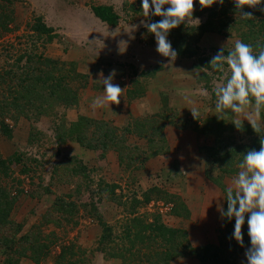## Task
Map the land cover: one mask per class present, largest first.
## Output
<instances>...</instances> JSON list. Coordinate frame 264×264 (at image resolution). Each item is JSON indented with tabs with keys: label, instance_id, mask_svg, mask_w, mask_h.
<instances>
[{
	"label": "rangeland",
	"instance_id": "374dc122",
	"mask_svg": "<svg viewBox=\"0 0 264 264\" xmlns=\"http://www.w3.org/2000/svg\"><path fill=\"white\" fill-rule=\"evenodd\" d=\"M10 1L6 6L4 0H0V7H5V12L11 14L14 20L10 32H0V73L14 66L21 68L26 65L25 58L20 63L16 62L20 56L43 55L61 63L63 70L69 72L67 83L78 90L76 104L71 107L60 105L44 116L36 118L30 115V120L20 117L16 123L4 120L11 130V136L7 138L0 133V154L4 158L13 153L21 157L20 164L12 166V175L5 181L12 196L16 195V189L22 191L11 212L13 223L21 225L16 237L31 233L34 226L40 229L43 236L55 235L50 257L39 263L24 258L19 264H54V256L60 252V246L68 243H73L78 252L85 251L84 258L89 264H123L120 257H106L97 249L101 229L96 221L82 214V211H79L78 226L73 230L69 231L62 224L57 227L52 223L42 225L41 217L52 202L71 193L76 187V179L69 178V171L74 164L72 157L81 160L89 169L87 183L91 184L90 191L82 193V202H88L91 196L93 201H97V184L100 180L117 185L119 188L115 189L114 194L122 196V201L128 205L133 196L141 200L143 193L156 187L164 199H153L147 205L139 206L137 215H143L147 221L157 215L162 224L185 231L191 247L216 245L217 231L223 229V188L231 186L232 179L240 169L237 167L236 173L221 178L219 171L214 168L213 174L219 175L220 181L213 176L206 177L205 158L198 153V148L209 146L212 137L197 136L193 128L195 124L203 126L207 119H218L216 116L219 114L213 111L217 99L216 89L225 82L230 71L226 68L219 76L214 74V70H209L207 83L201 77L203 71L196 65L201 56L211 61L221 49L232 51L239 40L241 26L233 24L224 36L206 33L197 37L190 28L194 30L204 23L206 14L198 16L200 7L194 3L193 19L199 23L186 20L170 31L172 36L169 33L168 40L172 43L174 38L183 35L187 46L189 44L193 49L197 47L198 53L192 58L177 55L175 61L169 62L156 52L155 38L143 26L156 17L144 16L140 0ZM98 5L113 8L119 17L115 28L93 17L90 7ZM212 7L217 12L221 10L220 6ZM227 7L228 3L224 2V8ZM250 11L259 12L263 19L264 3L248 7L246 13ZM241 16L229 15L235 22L237 17L239 21L244 18ZM219 17L214 19L216 27ZM36 18L53 29L56 36L50 43L45 42V36L38 37L31 32L30 26ZM252 18L258 20L256 16ZM112 69L116 70L113 82L119 84L122 90L119 103L110 105V108H96L93 100L103 94V88L95 81L101 78V72L106 77ZM76 73L79 76L74 77ZM54 74L57 76V73ZM194 110L195 118L191 113ZM245 111L250 114V119L243 114L237 119L231 114L223 118L229 123L233 121L243 125H251L250 121H254V125L264 132V121L259 118L255 105L250 104ZM82 115L108 122L117 130V140L122 137L127 144L141 150L147 149L146 139L152 135L156 143L163 140L168 154L147 160L141 169L127 170L119 166L114 151L96 160L98 152L84 149L75 141L68 140L61 144L57 134L66 131L70 123ZM138 121H147V124L163 122V129L160 134L144 129L147 136L138 137L131 133ZM127 127L130 133L123 130ZM223 136L232 137L234 141L248 138L241 135L237 128L231 134L226 131ZM23 165L31 171L29 174H20ZM59 175L62 176L60 182L57 180ZM17 181H20L19 185ZM201 183L204 185L201 186ZM33 191L34 195H31ZM171 195L175 198L166 200ZM176 200L185 206L188 213L180 208L176 212L181 216L171 214L177 208V204L173 203ZM96 203L104 222L112 227L113 234L117 238L121 236L122 226L129 218L125 208L108 198ZM244 253L237 257V264H246ZM2 260L3 256L0 255ZM172 264L199 263L184 255L174 259Z\"/></svg>",
	"mask_w": 264,
	"mask_h": 264
},
{
	"label": "trees",
	"instance_id": "16d2710c",
	"mask_svg": "<svg viewBox=\"0 0 264 264\" xmlns=\"http://www.w3.org/2000/svg\"><path fill=\"white\" fill-rule=\"evenodd\" d=\"M4 2L6 6L11 3L10 0H4ZM224 2L228 3L227 8H224ZM224 2L222 5H217L221 8L219 12L215 11L213 7L202 9L199 6L198 16L206 14V20L194 30L190 28V31H194L197 37L206 33H217L224 36V33H227L236 23L241 26L238 31L239 40L252 45L253 54H258L260 48L264 47V18H260L259 12L250 11L247 13L250 17L243 18L240 21L237 17L235 22V19L232 20L229 15L230 13L238 16L245 14L248 9L247 5L243 6L242 9L236 8V3L244 4L245 0H224ZM90 10L93 17L101 23L111 28L117 26L119 17L111 6H91ZM5 11V7H0L1 33L10 32V25L14 24L11 14ZM252 16H256L258 20H255ZM217 17L220 19L216 27L214 19ZM159 19L158 17L152 18L151 22ZM34 20L35 22L30 26L31 32L38 37L45 36V42L50 43L56 36L53 29L46 27L38 18ZM170 36H172V32ZM186 41L185 37L181 35L174 38L171 45L176 49L178 56L192 58L197 55L198 48L195 47V50L189 44L187 46ZM228 52L230 51H224V54L227 55ZM24 58L27 62L23 67L14 66L12 69L0 73V133L7 138H10L11 130L4 123L5 119L16 123L20 117L29 119L30 115H34L39 118L57 106L71 107L75 105L78 98V90L67 83L69 72L63 70L61 63L45 58L43 55L36 56L34 54L20 56L16 62L20 63ZM197 62L196 68L203 71L201 77L207 83L209 82L207 76L209 70H214V74L222 76V71L210 66L208 57L201 56ZM226 68L225 65L224 70ZM54 73H57V76ZM77 75L79 76L76 73L74 77H77ZM148 75L146 74V76ZM80 76L86 78L84 75ZM228 77L224 80L226 81ZM71 79H74L73 76H71ZM226 118H222V120L207 119L203 126L195 124L193 128L197 136L210 135L212 137L211 144L198 148V153L204 155L205 158L207 167L204 175L206 177L213 176L219 181L221 180L220 177L222 178L226 174L236 173L237 167L243 160L242 155L248 150L259 151L261 142H264L262 128L255 125L234 123L233 121L229 123ZM259 118L264 121V106L259 109ZM234 128L239 129L241 135L248 136L247 140L234 141L232 137L223 136L226 131L230 134L233 133ZM133 129L131 133L138 137L147 136L143 132L144 129L150 133L157 132L160 134V130L163 129V122L159 124L150 122V124H147V121L143 123L138 121ZM123 130L125 133H130L128 127ZM117 137V130L108 122L83 115L78 116L76 121L70 123L66 131L57 134V139L61 144L68 140L75 141L84 149L98 152L96 160L102 159L107 152L114 151L117 154L119 166L125 167L127 170L130 168L137 170L138 167L141 169L147 160L161 156L165 157L168 154V148L163 140L156 143L152 135H148L146 139L148 144L146 150L127 144L122 137L118 141ZM20 158L16 153L6 158L0 154V255L3 256L0 264H19L20 260L24 258L39 263L51 256L50 248L55 244L54 234L43 236V233L36 226L33 227L31 233L16 237L21 230V225L13 223L11 212L22 191L16 189V195L12 196L5 181L10 179L12 175V166L20 164ZM72 158L74 164L69 171L71 174L69 178L76 179V187L71 193L58 197L52 202L49 209L41 217L42 225L52 223L53 226L57 227L62 224L66 225L69 231L73 230L78 226L79 211H82V214L93 219L99 225L101 235L97 249L106 257H120L123 264H172L174 259L185 255L197 260L199 264H237V257L250 246L247 224L245 223L242 227L243 246H241L232 237L234 220L229 221L223 217V229L217 231L218 242L216 245L207 244L201 247H191L185 231L162 224L160 217L157 215L147 221V218L143 215L136 214L139 206H145L153 199H164V197H160L161 191L158 188L148 189L143 193L141 200L133 196L131 204L128 205L122 201V196L119 197L114 194L115 189L119 188L117 185L107 184L100 180L97 184L96 195L98 199L96 202L100 203L105 198L111 201L114 200L120 203L129 215L122 226L121 236L117 238L116 234H113L112 227L104 222L93 197L91 196L88 202H82V193L90 191L91 184L87 183L90 178L89 169L81 160L75 159V157ZM214 168L219 171L220 177L213 174ZM19 172L27 175L31 171L23 165ZM58 178L57 180L60 182L62 176L59 175ZM17 182L19 185L20 181ZM65 182L70 184L67 180ZM225 190L223 188V211L227 210ZM31 195H34V191ZM163 196L167 195L163 194ZM171 198H175V196L171 195L166 200L170 201ZM173 203L177 204L175 206L177 208L171 212L172 215L178 216L179 214L176 211L180 208L188 213L179 200ZM60 247V252L54 256V264H89L84 258L85 251L78 252L73 243Z\"/></svg>",
	"mask_w": 264,
	"mask_h": 264
},
{
	"label": "clouds",
	"instance_id": "9594fccd",
	"mask_svg": "<svg viewBox=\"0 0 264 264\" xmlns=\"http://www.w3.org/2000/svg\"><path fill=\"white\" fill-rule=\"evenodd\" d=\"M144 16L160 17L159 20L148 22L143 26L155 38L156 52L173 62L177 58V51L168 40L171 30L181 23L198 22L193 19V6L198 3L202 9L211 8L213 5H222L224 0H140ZM264 3V0H245L244 4L236 3L237 9L243 6L255 7ZM241 17H250L245 13ZM230 71L227 80L216 89V102L213 111L222 120L231 114L234 119L241 114L250 119V114L245 110L250 105H255L258 113L264 106V47L258 54H253L252 45L237 40L233 50L224 54L221 49L212 57L210 66L218 71H224V66ZM116 70H110L105 77L100 73L99 82L103 94L93 100V106L110 108L118 104L122 90L119 84L113 82ZM196 117L195 110L191 112ZM254 121H250L251 126ZM236 126V125H235ZM239 164V171L232 179L231 186L225 190L227 210L222 216L227 220H234L232 237L243 246L242 227L247 224V235L250 246L245 251L246 264H264V142H261L259 151L248 150L243 155Z\"/></svg>",
	"mask_w": 264,
	"mask_h": 264
},
{
	"label": "crops",
	"instance_id": "0c3cea01",
	"mask_svg": "<svg viewBox=\"0 0 264 264\" xmlns=\"http://www.w3.org/2000/svg\"><path fill=\"white\" fill-rule=\"evenodd\" d=\"M202 184V183H201ZM204 184H202L201 186H203Z\"/></svg>",
	"mask_w": 264,
	"mask_h": 264
},
{
	"label": "bare ground",
	"instance_id": "6f19581e",
	"mask_svg": "<svg viewBox=\"0 0 264 264\" xmlns=\"http://www.w3.org/2000/svg\"><path fill=\"white\" fill-rule=\"evenodd\" d=\"M95 18V17H94ZM96 19V18H95ZM99 21V20H98Z\"/></svg>",
	"mask_w": 264,
	"mask_h": 264
}]
</instances>
